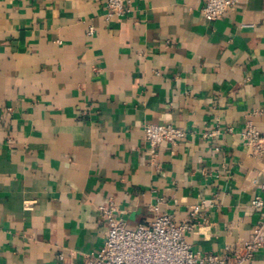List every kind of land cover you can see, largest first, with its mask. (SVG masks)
Listing matches in <instances>:
<instances>
[{
  "label": "crops",
  "instance_id": "1",
  "mask_svg": "<svg viewBox=\"0 0 264 264\" xmlns=\"http://www.w3.org/2000/svg\"><path fill=\"white\" fill-rule=\"evenodd\" d=\"M204 4L130 0L108 17L106 0H0V264L84 261L110 202L132 229L195 223L202 253L251 235L264 149L242 132L264 131V0L214 21ZM149 123L188 133L154 153Z\"/></svg>",
  "mask_w": 264,
  "mask_h": 264
},
{
  "label": "built area",
  "instance_id": "2",
  "mask_svg": "<svg viewBox=\"0 0 264 264\" xmlns=\"http://www.w3.org/2000/svg\"><path fill=\"white\" fill-rule=\"evenodd\" d=\"M34 1V0H32ZM108 17L122 15L127 11L130 0H106ZM238 0H205L202 12L214 21L234 7ZM94 28L90 29V34ZM145 138L151 150L156 153L163 142L172 144L187 136V130L171 123H149L145 126ZM220 127L206 131L205 136L215 137ZM246 144L260 152L264 149V131L248 123L242 132ZM264 187V182L262 183ZM258 208L264 206V199L258 195L252 200ZM204 202L193 207V214L199 213ZM30 208V204L26 203ZM105 217L107 231L103 245L90 253L78 264H252L256 254L264 247V216L253 227L248 238H241L225 246L220 252L202 253L192 249L186 241V234L195 223L179 222L173 215L158 213L155 218L142 222L137 228H128L116 214V206L110 202L100 206Z\"/></svg>",
  "mask_w": 264,
  "mask_h": 264
}]
</instances>
